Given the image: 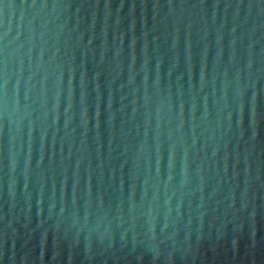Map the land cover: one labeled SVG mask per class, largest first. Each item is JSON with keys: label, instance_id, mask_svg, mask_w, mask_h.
I'll list each match as a JSON object with an SVG mask.
<instances>
[{"label": "water", "instance_id": "obj_1", "mask_svg": "<svg viewBox=\"0 0 264 264\" xmlns=\"http://www.w3.org/2000/svg\"><path fill=\"white\" fill-rule=\"evenodd\" d=\"M0 264H264V0H0Z\"/></svg>", "mask_w": 264, "mask_h": 264}]
</instances>
